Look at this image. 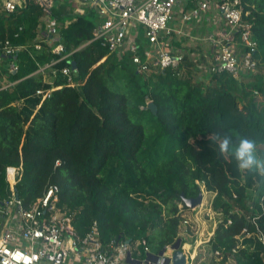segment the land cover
<instances>
[{"label":"trees","instance_id":"1","mask_svg":"<svg viewBox=\"0 0 264 264\" xmlns=\"http://www.w3.org/2000/svg\"><path fill=\"white\" fill-rule=\"evenodd\" d=\"M22 1L0 9V80L12 82L0 89V198L10 193L6 166H21L14 186L26 206L56 184L57 204L75 211L78 234L96 220L103 241L144 238L158 252L179 237L181 214L190 209L182 198L196 197L202 184L220 214L202 244L210 264H264L252 221L264 236V175L238 169L219 150L225 134L233 146L248 137L264 158V105L254 93L264 99L261 73L242 82L227 73L194 80L190 68L142 73L128 54L89 41L99 21L94 10L78 13L71 0H54L59 37L49 44L37 0ZM242 4L264 61V0ZM5 41L20 48L6 54ZM57 43L63 49L54 52ZM39 89L52 90L42 99ZM238 236L246 247L237 246Z\"/></svg>","mask_w":264,"mask_h":264},{"label":"built area","instance_id":"2","mask_svg":"<svg viewBox=\"0 0 264 264\" xmlns=\"http://www.w3.org/2000/svg\"><path fill=\"white\" fill-rule=\"evenodd\" d=\"M71 1L80 5L75 8L78 13L87 7L99 17L89 41L99 40L117 57L128 54L139 72L149 74L177 69L179 73H186L190 68L191 73L201 69L209 76L227 73L240 82L247 75L257 73L264 78V61L252 35L251 23L245 18L248 12L244 11L242 0ZM37 2L47 14L45 34L50 44L59 37L58 24L49 16L54 0ZM3 6L8 11L14 7L10 0H5ZM34 46L40 48L41 43L36 41ZM19 48L5 41L3 52L12 54ZM62 49L60 43L52 48L54 52ZM10 70H16L13 63ZM62 72L68 75L69 85L77 83L70 69L65 68ZM11 85L9 81L2 83L0 89ZM51 90L39 89L36 93L44 99ZM254 93L258 94L257 91ZM20 169L21 166L14 165L5 168L10 193L7 198H0V264H130L126 261L128 254L140 260V264H163L165 258L170 257L167 252H152L144 238L134 241L112 238L105 242L96 220L86 234H78L73 224L75 211L57 204L59 189L56 184H48L42 195L26 206L14 186ZM195 209L192 207L188 211ZM181 215L178 235L183 238L182 234L192 230V220L183 213ZM255 218L252 221L264 247V236L258 230ZM182 229L183 233H180ZM238 240L237 246H247L241 244L243 237L238 236ZM141 246L144 247L143 255ZM148 252L157 255L155 260L145 261ZM261 254L264 256V248ZM207 255L208 258L204 253L199 256L196 250L188 249L185 264H210V254ZM231 263L230 260L224 262Z\"/></svg>","mask_w":264,"mask_h":264},{"label":"rangeland","instance_id":"3","mask_svg":"<svg viewBox=\"0 0 264 264\" xmlns=\"http://www.w3.org/2000/svg\"><path fill=\"white\" fill-rule=\"evenodd\" d=\"M71 7L72 8H76L78 5L77 3H74L73 1H71ZM74 6V7H73ZM87 7H84V9ZM191 76L193 77L194 80H196V78H198V76H202L203 77V81L207 82L209 77L208 74L201 72V69L197 70L194 69L193 72L191 73ZM4 82V79L0 80V83L2 84ZM257 97V101L259 104L264 105V99L261 96V94H256ZM207 153V152H206ZM200 192L202 193V201L193 207V211H191L189 213L188 210H184V212H182L183 214H185V217H188L189 219L192 220L191 222V228L193 233L191 234H182V240H181V244H180V249L184 252V255L187 254V250H188V245H186L188 242H190L189 244L191 245V242L193 240V243L195 245L196 240H200L203 238V242H205L204 240H207V237H209L208 235L210 234L211 230L216 226V223L220 217V214H217L215 212H212L211 210V199L213 197V193L206 191L204 189V186L202 184H200ZM249 191V190H248ZM250 195H253L254 193L252 191H249ZM195 218L196 220L193 221V218ZM183 218V216L181 215V219ZM201 229L204 231L203 234H200ZM210 231V232H209ZM180 233H183V229L180 231ZM195 236H197V239L195 238ZM181 237V236H180ZM185 237V239H184ZM202 237V238H201ZM203 242H199L198 245H195V247L191 246L189 248L190 251H194L196 250V252L198 253H204L207 258V252H206V247L203 244ZM170 245H166L169 247L170 249ZM165 247V251L164 252H168L169 250L167 249V247ZM200 249V250H199ZM153 250V249H152ZM154 252V251H152ZM172 252V250H171ZM206 258V257H205ZM209 264V263H208Z\"/></svg>","mask_w":264,"mask_h":264},{"label":"clouds","instance_id":"4","mask_svg":"<svg viewBox=\"0 0 264 264\" xmlns=\"http://www.w3.org/2000/svg\"><path fill=\"white\" fill-rule=\"evenodd\" d=\"M219 150L222 154L230 152L237 162L238 169L249 171L256 170L264 175V158L257 156L256 141L254 139L241 137L238 143L233 146L231 136L225 134L219 143Z\"/></svg>","mask_w":264,"mask_h":264},{"label":"water","instance_id":"5","mask_svg":"<svg viewBox=\"0 0 264 264\" xmlns=\"http://www.w3.org/2000/svg\"><path fill=\"white\" fill-rule=\"evenodd\" d=\"M72 64L74 65V62H72ZM149 107L154 110V105L152 102H149ZM185 205L189 208H192L196 205H198L201 201H202V193L199 192L197 194L196 197H183L182 198ZM180 244H181V238L178 237L171 245H170V249L172 250V253L170 255V257H166L165 261L163 264H185V255L184 252L180 249ZM165 251V247H162L158 253L162 254ZM157 257V255H154L152 252H148L146 254V260L148 259L150 260H155V258ZM126 261L130 264H140V260L138 259H133L130 257V255L128 254L126 257Z\"/></svg>","mask_w":264,"mask_h":264},{"label":"crops","instance_id":"6","mask_svg":"<svg viewBox=\"0 0 264 264\" xmlns=\"http://www.w3.org/2000/svg\"><path fill=\"white\" fill-rule=\"evenodd\" d=\"M4 2H5V0H0V9H4ZM10 2L14 5L16 2L17 3H19V4H23V1L22 0H16V2L15 1H13V0H10ZM74 9H75V7H74ZM43 10V9H42ZM8 11V10H7ZM43 13H44V11H43ZM44 15V19L46 18V16H47V14H43ZM50 17H51V11H50V15H49ZM4 82H6L5 81V79H4ZM213 230H214V228H213ZM213 230H211L212 232H213ZM203 230L201 229V231H200V234L202 235L203 234ZM210 232V231H209ZM212 232H210V234L208 235L209 237L211 236V233ZM209 237H207V240H204L205 242L206 241H208L209 240ZM195 238L197 239V236H195ZM202 238V237H201ZM199 242H203V238L202 239H200V240H196V242H195V245H198L199 244ZM204 243V242H203ZM186 245H188V249L191 247V246H193V247H195V245H194V243L193 242H191V245L189 244V243H187ZM195 251V250H194Z\"/></svg>","mask_w":264,"mask_h":264}]
</instances>
